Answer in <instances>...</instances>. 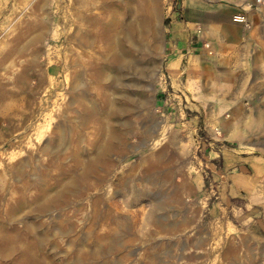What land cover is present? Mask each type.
I'll return each instance as SVG.
<instances>
[{
	"label": "rangeland",
	"instance_id": "374dc122",
	"mask_svg": "<svg viewBox=\"0 0 264 264\" xmlns=\"http://www.w3.org/2000/svg\"><path fill=\"white\" fill-rule=\"evenodd\" d=\"M170 3L0 0V264H264L167 95Z\"/></svg>",
	"mask_w": 264,
	"mask_h": 264
},
{
	"label": "crops",
	"instance_id": "0c3cea01",
	"mask_svg": "<svg viewBox=\"0 0 264 264\" xmlns=\"http://www.w3.org/2000/svg\"><path fill=\"white\" fill-rule=\"evenodd\" d=\"M253 1L171 0L161 52L178 124L219 177L210 211L264 240V4Z\"/></svg>",
	"mask_w": 264,
	"mask_h": 264
},
{
	"label": "built area",
	"instance_id": "2783aa9c",
	"mask_svg": "<svg viewBox=\"0 0 264 264\" xmlns=\"http://www.w3.org/2000/svg\"><path fill=\"white\" fill-rule=\"evenodd\" d=\"M261 4H264V0H254L253 1V5H261ZM234 19L237 21H245V17L243 15L234 16Z\"/></svg>",
	"mask_w": 264,
	"mask_h": 264
}]
</instances>
